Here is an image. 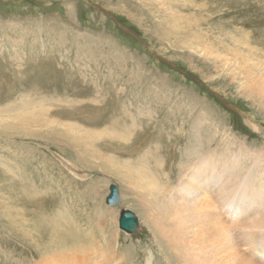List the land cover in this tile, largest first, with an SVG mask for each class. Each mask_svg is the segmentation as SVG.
Masks as SVG:
<instances>
[{
  "label": "rangeland",
  "instance_id": "374dc122",
  "mask_svg": "<svg viewBox=\"0 0 264 264\" xmlns=\"http://www.w3.org/2000/svg\"><path fill=\"white\" fill-rule=\"evenodd\" d=\"M261 89L264 0H0V264L89 244L117 264H173L127 171L163 188L184 141L264 147Z\"/></svg>",
  "mask_w": 264,
  "mask_h": 264
},
{
  "label": "bare ground",
  "instance_id": "6f19581e",
  "mask_svg": "<svg viewBox=\"0 0 264 264\" xmlns=\"http://www.w3.org/2000/svg\"><path fill=\"white\" fill-rule=\"evenodd\" d=\"M254 66L250 68L258 69ZM226 134L223 132L219 143L223 145L218 148L210 142L203 144L199 138L184 141L182 153L192 149L179 166V181L174 186L161 188L146 173L136 172L134 176L131 172L127 174L128 170L125 175L152 199L155 214L152 219L147 216V222L152 224L155 237L161 239L157 240L158 244L165 246L173 264H264V147L250 149L244 141ZM179 142L176 137L174 143H169ZM197 142L198 145H193ZM174 155L170 160H174ZM144 212L146 215V209ZM90 246L74 247L72 251L51 250L37 264H96L98 261L99 264H117L114 252L104 248L101 250L106 252L87 253ZM145 264H151L149 258Z\"/></svg>",
  "mask_w": 264,
  "mask_h": 264
},
{
  "label": "water",
  "instance_id": "95a60500",
  "mask_svg": "<svg viewBox=\"0 0 264 264\" xmlns=\"http://www.w3.org/2000/svg\"><path fill=\"white\" fill-rule=\"evenodd\" d=\"M119 201L117 188L113 185L109 187V194L106 197V203L108 205H115ZM118 227L125 233L131 234L137 227V221L135 216L129 211H123L120 213L118 219Z\"/></svg>",
  "mask_w": 264,
  "mask_h": 264
}]
</instances>
